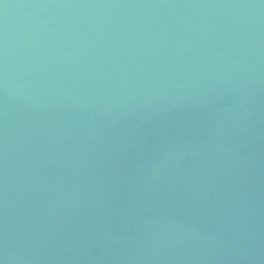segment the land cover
Returning a JSON list of instances; mask_svg holds the SVG:
<instances>
[{
  "label": "water",
  "instance_id": "obj_1",
  "mask_svg": "<svg viewBox=\"0 0 264 264\" xmlns=\"http://www.w3.org/2000/svg\"><path fill=\"white\" fill-rule=\"evenodd\" d=\"M0 264H264V0H0Z\"/></svg>",
  "mask_w": 264,
  "mask_h": 264
}]
</instances>
